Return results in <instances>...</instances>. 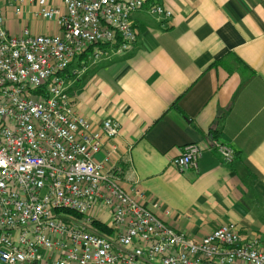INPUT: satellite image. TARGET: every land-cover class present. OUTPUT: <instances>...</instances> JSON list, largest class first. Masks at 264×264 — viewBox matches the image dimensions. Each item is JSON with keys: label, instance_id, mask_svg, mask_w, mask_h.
<instances>
[{"label": "built area", "instance_id": "built-area-1", "mask_svg": "<svg viewBox=\"0 0 264 264\" xmlns=\"http://www.w3.org/2000/svg\"><path fill=\"white\" fill-rule=\"evenodd\" d=\"M2 1L0 264H264V248L243 241L234 222L195 240L144 205L141 189L127 192L114 166L120 124L92 125L68 92L65 71L76 57L93 45L90 62L125 52L137 41L135 12L148 6L165 20L172 10L149 0H62L63 9L33 0L35 15L54 20L60 34L25 29L16 37L5 28ZM14 2L8 4L21 16ZM210 144L223 163L234 161L229 144ZM202 150L189 143L170 164L180 172L196 169ZM94 220L107 222L111 234L96 232Z\"/></svg>", "mask_w": 264, "mask_h": 264}, {"label": "crops", "instance_id": "crops-1", "mask_svg": "<svg viewBox=\"0 0 264 264\" xmlns=\"http://www.w3.org/2000/svg\"><path fill=\"white\" fill-rule=\"evenodd\" d=\"M8 1L10 35L60 34L54 20L35 15L36 1L15 0L21 16ZM46 1L63 9L62 0ZM149 2L173 15L159 20L143 7L132 17L137 41L129 50L98 62L82 54L66 69L75 110L94 126L120 124L121 186L141 189V202L173 230L200 240L234 222L243 241L264 248V0ZM211 139L233 147L232 163ZM189 143L203 148L198 167L180 172L170 159Z\"/></svg>", "mask_w": 264, "mask_h": 264}, {"label": "trees", "instance_id": "trees-1", "mask_svg": "<svg viewBox=\"0 0 264 264\" xmlns=\"http://www.w3.org/2000/svg\"><path fill=\"white\" fill-rule=\"evenodd\" d=\"M96 45H93L92 47H90L88 49V51H86L82 56H87V54L95 47ZM211 137H215L214 134H212ZM74 215H76L75 213H73ZM93 229L96 231V232H99V233H102V234H105V235H110L112 230L111 228L104 222H101L99 220H94L93 221Z\"/></svg>", "mask_w": 264, "mask_h": 264}]
</instances>
